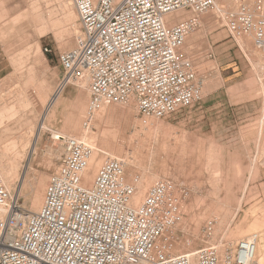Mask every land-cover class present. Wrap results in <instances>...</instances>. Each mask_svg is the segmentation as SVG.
<instances>
[{
	"label": "rangeland",
	"instance_id": "rangeland-1",
	"mask_svg": "<svg viewBox=\"0 0 264 264\" xmlns=\"http://www.w3.org/2000/svg\"><path fill=\"white\" fill-rule=\"evenodd\" d=\"M218 2L226 13L216 17L206 11L208 20L186 35L191 36L189 51L178 54L193 63L198 102L153 118L139 114L131 99L107 104L88 120L89 83L80 87L71 79L59 96L64 103L47 117V129L38 135L41 110L62 87L58 54L74 47L81 23L74 3V19L68 18L66 0H0V119H8L7 109L19 107L22 95L37 98L41 106L31 130L29 109L16 116L18 123H8L10 131L0 132V159L16 172L9 190L21 206L26 209L36 189L46 188L59 165L63 142L54 132H78L74 121L79 117L78 127L87 130L100 155L125 158L127 180V173L129 181L147 178V190L157 181L172 183L181 220L165 230L171 244L157 246L164 252L169 247L178 254L187 247L215 246L222 254L246 236L264 238V50L250 33L231 35L224 22L227 12L240 4L264 14V0ZM78 99H83L82 116ZM12 140L16 150L4 149Z\"/></svg>",
	"mask_w": 264,
	"mask_h": 264
},
{
	"label": "built area",
	"instance_id": "built-area-1",
	"mask_svg": "<svg viewBox=\"0 0 264 264\" xmlns=\"http://www.w3.org/2000/svg\"><path fill=\"white\" fill-rule=\"evenodd\" d=\"M73 1L81 32L74 47L58 54L60 84L89 75V118L104 105L131 99L139 114L153 118L200 100L193 63L177 51L199 26L196 15L213 10L215 0ZM177 11L191 15L168 23L167 15ZM224 20L231 35L250 33L264 50L263 13L240 4ZM61 139L63 154L38 210L21 206L0 179V264H191L189 254L157 247L180 217L170 181L155 182L134 206L137 178L126 179L121 160L105 158L85 187L81 173L91 149L74 138ZM254 242L255 236L239 240L222 254L215 246L200 247L196 264H251Z\"/></svg>",
	"mask_w": 264,
	"mask_h": 264
},
{
	"label": "bare ground",
	"instance_id": "bare-ground-1",
	"mask_svg": "<svg viewBox=\"0 0 264 264\" xmlns=\"http://www.w3.org/2000/svg\"><path fill=\"white\" fill-rule=\"evenodd\" d=\"M66 1H67V5L69 7V10L67 12L68 13L67 16L70 19H74V17H73L74 16V13H73L72 8H71V6L73 5L74 2H73V0H66ZM224 11L225 10H221V4H220V2H218V0H215V8L211 11L212 15H214V16L217 17V16H220L223 13H226ZM207 14L208 13L203 12L201 14L196 15L197 16V19L199 20V22H201L204 19H207V18H204V17H206ZM190 15H191V13H189L187 11H177V12H174L173 14H168L167 15V21H168V23H171V24L172 23H176V22H179V21L187 18ZM20 17L21 16L19 15V16L13 18V21L14 22L15 21H18L20 19ZM72 21L73 20H71L70 22L73 25L74 23H72ZM75 31L77 33V30H75ZM190 41H191V36L185 37V40H184L182 46L177 51L178 54H180V50L183 51V53H187L189 51ZM74 81H75L74 83H76L78 86L85 87L86 88L87 87V84L89 83V75L88 74H84L81 78L75 79ZM69 82H71V81L69 80ZM56 90L57 91L53 95L54 98L51 101H49L48 104L41 110L42 111L41 112L42 114H41L40 122H39V125H38V129H37L38 130V135H39V132L41 130H43L44 128H46L45 121H48L49 120V119L46 120L47 117L48 116L51 117V115L54 114L55 110L59 106H62L61 105L62 102L64 103V101L62 100L63 98L61 99L59 97L60 96V93L62 91V88H57ZM88 91H89V87H88ZM81 98H83V97H81ZM19 101H20L19 107H13V106H11L9 109H7L8 110L7 112L10 114L8 116V119H0V128H1L0 129V132L1 133L10 131L11 128L9 127V125H11V124L8 125V123L11 122V121H13V120H15V123H18L20 121V117H16V116H18V115L19 116L25 115L26 112H28L29 109H31L29 111V114L32 115V116H31V119L29 118L30 120L29 119L27 120V121H30V126H29L30 128H28V129L31 130L33 128V126H34L33 123H35V120L37 119V114H39V109L41 108V106L37 104V98H35V97H28L26 95H22V96H20ZM79 102L83 103V99H78V102L76 104L77 113H79L81 115L82 114V110H81L82 109V106H81V104ZM103 107H105V105ZM102 109H100V110L102 111ZM90 118H87V119H90ZM78 120H79V117L77 118V120L75 119V121H74V123H75L74 127H77L79 129L78 132H76V133L75 132L74 133H67L68 131H67V129H65L64 130L65 132L64 131H62V132H60V131L54 132V138L55 139L56 138H59L61 140V137H67L68 136V137L74 138L76 140H79V141L86 142V143L90 144V146H91L90 149H93V151H91V153H90V156H89V159H88V164H87L86 168L81 173V183H82V185L85 186V187H89L91 185L93 179H94L95 171L97 172L98 167L101 165V163L103 162V160L105 158L102 155H100V152L98 151L99 150V147L95 146V143L91 142V137H90L89 134H87V130H85V129L84 130L83 129L80 130V128L78 127L79 126L78 125V123H79ZM96 120H98V117L96 118ZM49 121H48V123H49ZM144 126L147 127V125H144ZM262 129H264V121L261 124V132H262ZM25 133H27V131ZM27 136L29 137V135H27ZM23 139L24 138H22V139L19 140V142L21 144L24 142ZM25 142H28V140H25ZM0 143H1L0 146H2V142H0ZM4 144H5V141H4ZM24 144H26V143H24ZM16 146H17L16 145V142L14 140H12L10 143L8 142L7 144H5L4 149H10L12 151H15L16 150ZM23 148H24V146H23ZM4 154L5 153H3V155ZM12 155H14V154H12ZM4 156H2V154H1V157L2 158ZM119 157L120 156H118L116 158L123 160L122 162H126L125 161V158H123V157H120L119 158ZM128 162L131 163L130 161H128ZM10 168L6 167V164L4 165L2 163V160L0 159V179L2 181L3 186L9 192H11L9 189H11V186L13 184V180L17 176L16 175V172L14 170L10 169ZM14 168L15 167H13V169ZM127 178H128V181L132 179V178H130V175L128 173H127ZM149 184H150V180H148L147 178H144L142 176H138L137 177V181L135 183L136 192L132 196V199H131V204L132 205L136 206V205H138L141 202V198H142L143 194H145V191L147 190V187H148ZM44 188H45V185H42L40 189H36V191L34 192L33 196L31 195L32 196V197H30L31 199L28 202H26L27 203L26 210H28V211H36V210H38L41 207V205H42L41 204V201H42V195H43ZM178 220L179 221L181 220V216L179 217ZM176 224L177 223H174L172 226H174ZM167 235H168L167 234V231H164L162 233V235L160 236L161 238L159 239V242L157 243V246L158 245L159 246H161V245L162 246H166V245L167 246H170L171 243L168 242ZM253 236H255L253 262H255V264H264V238L263 237H259L258 233H254L252 236H246L243 239L250 240ZM256 239H257V241H256ZM169 249L170 250H168L166 252L167 254H177V251L176 252H173V249L171 250V247H169ZM185 249H186L185 251H183V252L181 251V252L182 253L189 254L190 255V258H191L190 259L191 264H196V260H195V257H194L195 249L194 248H188V247L185 248ZM179 254H180V252H179Z\"/></svg>",
	"mask_w": 264,
	"mask_h": 264
}]
</instances>
